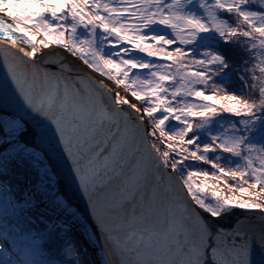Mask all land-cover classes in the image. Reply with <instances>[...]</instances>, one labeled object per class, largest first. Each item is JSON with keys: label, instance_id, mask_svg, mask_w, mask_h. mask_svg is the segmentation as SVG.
I'll use <instances>...</instances> for the list:
<instances>
[{"label": "snow or ice", "instance_id": "obj_1", "mask_svg": "<svg viewBox=\"0 0 264 264\" xmlns=\"http://www.w3.org/2000/svg\"><path fill=\"white\" fill-rule=\"evenodd\" d=\"M0 64V264H84L54 156L103 264H264V0H0Z\"/></svg>", "mask_w": 264, "mask_h": 264}, {"label": "water", "instance_id": "obj_2", "mask_svg": "<svg viewBox=\"0 0 264 264\" xmlns=\"http://www.w3.org/2000/svg\"><path fill=\"white\" fill-rule=\"evenodd\" d=\"M48 51H52V49ZM56 51L62 52V50L59 49H56ZM72 58L67 57V59H65L64 55L60 56V59H64V62L72 68L73 73L79 71L81 74H84L85 72L75 65ZM49 67H51L53 71L56 70L55 65H49ZM53 160L60 169V175L56 177V180L63 181L65 186L64 190L61 191L60 184L57 183L54 185V189L59 194L60 199L64 202L65 206L68 207L71 212H75L77 214L79 223L83 225V227H80L81 230L86 234L87 238L91 240L93 249L99 258L98 261H101L103 264L104 257L97 246L96 236L93 234V228L89 223L93 220V218L90 213L87 216L85 215V213L89 211L87 199L81 195L76 183L69 175V169L65 167L64 163L59 159V157L54 156ZM209 222L215 228L223 229L227 234L236 229L247 230L249 227L259 228L262 224H264V214H261L256 210L235 209L230 214L225 215L220 219H211ZM118 261V257H111L109 264H118Z\"/></svg>", "mask_w": 264, "mask_h": 264}, {"label": "trees", "instance_id": "obj_3", "mask_svg": "<svg viewBox=\"0 0 264 264\" xmlns=\"http://www.w3.org/2000/svg\"><path fill=\"white\" fill-rule=\"evenodd\" d=\"M257 6H253V8H256ZM227 53L229 54L230 58H231V62L233 64H236L241 56L243 55V53L237 49L235 46H228L227 49H226ZM230 82L227 83V87H228V90L230 92H236L237 94L240 93V90L242 88V85L240 83V81L237 79L236 77V73L235 71L231 72L230 73ZM219 79V78H218ZM224 119L228 120V119H232L231 116H225ZM195 168H204V169H207L208 168V165H203V164H199L197 163L196 165H194ZM81 257H82V260L84 262V264H90V261L88 260V258L83 254H81Z\"/></svg>", "mask_w": 264, "mask_h": 264}, {"label": "rangeland", "instance_id": "obj_4", "mask_svg": "<svg viewBox=\"0 0 264 264\" xmlns=\"http://www.w3.org/2000/svg\"><path fill=\"white\" fill-rule=\"evenodd\" d=\"M81 31H83L82 29H81ZM75 59V58H74ZM76 60V59H75ZM76 61H78V60H76ZM79 63H82L81 61H78ZM83 64V63H82ZM208 168H210V166H208ZM207 168V169H208ZM71 212V211H70ZM76 233H78L79 235L76 237V239H77V243L79 244V246H80V249H81V254L83 255H85L87 258H88V260L90 261V264H94L93 263V261L96 259V260H98L99 258L97 257V255H96V253H95V251L93 250V253L91 252H89V250L90 249H93V247L91 248V245L88 243V241L87 242H85V243H82L80 240H79V238H80V236H82L83 235V231L81 230V228L78 226L77 228H76ZM79 237V238H78Z\"/></svg>", "mask_w": 264, "mask_h": 264}, {"label": "bare ground", "instance_id": "obj_5", "mask_svg": "<svg viewBox=\"0 0 264 264\" xmlns=\"http://www.w3.org/2000/svg\"><path fill=\"white\" fill-rule=\"evenodd\" d=\"M70 58H72V57H70ZM72 59L74 60L75 65H76L77 67H79L82 71H84L88 76L93 77V78H95V79H102V77H99L98 74L93 73V72H92L91 70H89V69H86V67H85L82 63H79V62L76 61L74 58H72ZM2 118H3V119H7L8 117L5 115V116H3ZM78 238H79V237H78ZM79 240H80L82 243H85V242L88 241V243L91 245V248L93 247L92 244H91V240H90L89 238H87V236H86L85 233H83V235L80 236ZM93 250H94V249H90L89 252L91 251V252L93 253ZM91 252H90V253H91ZM100 262H101V261H98V260H96V259L93 261L94 264H100ZM101 264H102V262H101Z\"/></svg>", "mask_w": 264, "mask_h": 264}]
</instances>
